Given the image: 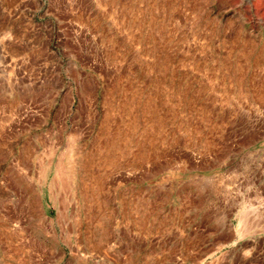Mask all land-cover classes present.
I'll use <instances>...</instances> for the list:
<instances>
[{"label": "rangeland", "instance_id": "obj_1", "mask_svg": "<svg viewBox=\"0 0 264 264\" xmlns=\"http://www.w3.org/2000/svg\"><path fill=\"white\" fill-rule=\"evenodd\" d=\"M0 264H264V0H0Z\"/></svg>", "mask_w": 264, "mask_h": 264}, {"label": "bare ground", "instance_id": "obj_2", "mask_svg": "<svg viewBox=\"0 0 264 264\" xmlns=\"http://www.w3.org/2000/svg\"><path fill=\"white\" fill-rule=\"evenodd\" d=\"M241 222V221H240ZM242 223V222H241Z\"/></svg>", "mask_w": 264, "mask_h": 264}]
</instances>
